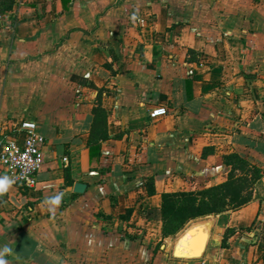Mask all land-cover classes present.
Instances as JSON below:
<instances>
[{
	"label": "crops",
	"instance_id": "0c3cea01",
	"mask_svg": "<svg viewBox=\"0 0 264 264\" xmlns=\"http://www.w3.org/2000/svg\"><path fill=\"white\" fill-rule=\"evenodd\" d=\"M25 119L45 160L0 194L7 264H264V0H14L0 121ZM229 182L246 202L163 234V194Z\"/></svg>",
	"mask_w": 264,
	"mask_h": 264
},
{
	"label": "built area",
	"instance_id": "2783aa9c",
	"mask_svg": "<svg viewBox=\"0 0 264 264\" xmlns=\"http://www.w3.org/2000/svg\"><path fill=\"white\" fill-rule=\"evenodd\" d=\"M165 107L150 112L151 118L165 115ZM46 139L35 120L25 119L3 124L0 121V169L13 184L26 189L38 186V174L44 164ZM66 160L67 157H64Z\"/></svg>",
	"mask_w": 264,
	"mask_h": 264
},
{
	"label": "trees",
	"instance_id": "16d2710c",
	"mask_svg": "<svg viewBox=\"0 0 264 264\" xmlns=\"http://www.w3.org/2000/svg\"><path fill=\"white\" fill-rule=\"evenodd\" d=\"M13 3L14 0H0V11L10 9ZM230 185L229 182L197 192L180 191L163 194L161 208L163 234L175 236L191 219L217 213L228 207H237L246 202L247 199L241 197L238 187Z\"/></svg>",
	"mask_w": 264,
	"mask_h": 264
},
{
	"label": "clouds",
	"instance_id": "9594fccd",
	"mask_svg": "<svg viewBox=\"0 0 264 264\" xmlns=\"http://www.w3.org/2000/svg\"><path fill=\"white\" fill-rule=\"evenodd\" d=\"M13 183V180L8 176H0V194L8 191L9 187ZM63 193H57L53 196L47 197L45 203L48 205V211L54 213L56 208L60 205ZM13 248L10 244L5 243L0 245V264H7L6 255L10 254Z\"/></svg>",
	"mask_w": 264,
	"mask_h": 264
},
{
	"label": "water",
	"instance_id": "95a60500",
	"mask_svg": "<svg viewBox=\"0 0 264 264\" xmlns=\"http://www.w3.org/2000/svg\"><path fill=\"white\" fill-rule=\"evenodd\" d=\"M86 188V184L78 182L75 185V191L82 193L83 191H85ZM204 239V235H202V239L194 244H192L190 250H189V255H200L202 248H203V242L202 240ZM177 252V250H176Z\"/></svg>",
	"mask_w": 264,
	"mask_h": 264
},
{
	"label": "bare ground",
	"instance_id": "6f19581e",
	"mask_svg": "<svg viewBox=\"0 0 264 264\" xmlns=\"http://www.w3.org/2000/svg\"><path fill=\"white\" fill-rule=\"evenodd\" d=\"M188 237H191L190 233L188 235H186L185 238L182 240H185L186 238L188 239ZM189 245H190V247L192 246V244H190L189 240L184 242L181 246L178 247L177 254L189 256V252L187 249V246H189ZM191 256H198V255L195 254V255H191Z\"/></svg>",
	"mask_w": 264,
	"mask_h": 264
},
{
	"label": "rangeland",
	"instance_id": "374dc122",
	"mask_svg": "<svg viewBox=\"0 0 264 264\" xmlns=\"http://www.w3.org/2000/svg\"><path fill=\"white\" fill-rule=\"evenodd\" d=\"M29 190H33V189H29ZM188 191H192V190H188ZM244 195V194H243ZM176 238V237H175Z\"/></svg>",
	"mask_w": 264,
	"mask_h": 264
}]
</instances>
